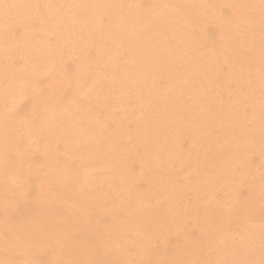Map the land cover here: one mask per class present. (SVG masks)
Returning a JSON list of instances; mask_svg holds the SVG:
<instances>
[{
  "label": "bare ground",
  "instance_id": "1",
  "mask_svg": "<svg viewBox=\"0 0 264 264\" xmlns=\"http://www.w3.org/2000/svg\"><path fill=\"white\" fill-rule=\"evenodd\" d=\"M261 97L264 0H0V264H264Z\"/></svg>",
  "mask_w": 264,
  "mask_h": 264
},
{
  "label": "rangeland",
  "instance_id": "2",
  "mask_svg": "<svg viewBox=\"0 0 264 264\" xmlns=\"http://www.w3.org/2000/svg\"><path fill=\"white\" fill-rule=\"evenodd\" d=\"M26 98H30L31 99V97H26ZM67 98L68 97H62L61 98V100H62V102H64V101H66L67 100ZM241 98V100L243 101V104L240 106V108H241V110H240V112L241 113H243L242 114V116L244 117V118H242V123H246V124H249L250 122L252 123V121H253V117H254V114H255V104L250 100L251 98L250 97H240ZM264 97H261V99H260V103L261 104H264ZM33 105V103H31V101H29V100H26L25 101V106L24 107H26V108H29L30 106H32ZM253 109V110H252ZM252 110V111H251ZM247 111V112H246ZM251 111V112H250ZM250 112V113H249ZM249 114V115H248ZM251 114V115H250ZM253 114V115H252ZM22 116H16L15 118H21ZM37 119L35 120V122H34V124L36 125V126H39L41 123V120L43 119H38V117H36ZM250 120V122H249V120ZM247 120V121H246ZM20 132V131H19ZM35 140H36V138L35 137H32V138H30L29 139V143H30V145L31 144H34V142H35ZM189 145H192V143H190ZM189 145H186V146H184L183 148L184 149H189L188 148V146ZM24 147H26V144H24ZM187 147V148H186ZM258 149V150H257ZM261 149V150H260ZM72 150V149H71ZM263 151H264V146H260V148H248L247 150H246V152L245 151H241V153L242 154H244V156L243 157H245V160L247 159L248 160V165H254V167H251V168H256L255 170L256 171H261V172H263L264 171V167H261V166H263L262 164V160L259 158L260 157V154L261 153H263ZM50 152H52L51 154H50ZM68 152V149H61V148H59V147H57V148H53V149H51V151L50 150H48V152L46 153V154H48V155H46L48 158H51V159H54V160H56V161H60L61 159H62V156L63 155H65L66 153ZM177 152V151H176ZM260 152V153H259ZM176 154H179V151H178V153H176ZM239 155H240V152L238 153ZM78 156V155H77ZM241 156V155H240ZM24 158H25V160H24V162L27 164V165H32V164H37V163H39V161H41L42 160V155L41 154H39V153H37L36 151H32L27 157H25V156H23ZM261 160V161H260ZM250 162V163H249ZM259 162H260V164H259ZM236 172H238L237 170H236ZM258 172V173H259ZM8 180H7V178L5 177V176H3V175H1V173H0V185H3V184H8ZM17 182V181H16ZM180 186V185H179ZM191 186V185H190ZM189 185L188 186H185V192H184V195H183V199H184V197L186 196V197H188V198H190V197H192V195H193V193L192 192H194L195 190L194 189H192L191 187H190ZM178 189H180V187L178 188ZM189 189V190H188ZM188 190V191H187ZM189 191H191L190 193H189ZM34 192V187L32 186V185H30L29 187H28V189H27V191H26V195L28 194V197H29V200H31L32 198H33V196L31 195L32 193ZM229 196H228V195ZM179 195L177 194V195H174V199H176V201L175 200H173L174 202L172 203V205H171V207H176V206H178V205H180V202H181V199H180V196L178 197ZM216 197H213L211 200H217V201H221L223 204H228V203H231L233 200H234V198H236V197H234L233 195H232V199L230 198V196H231V194L229 193V192H221V193H218V195H217V193H216V195H215ZM245 197H246V195H244ZM28 197H25V198H28ZM234 197V198H233ZM243 197V194L241 195V198ZM244 197V198H245ZM187 198V199H188ZM222 198H223V200H222ZM231 199V200H229L228 201V199ZM238 198V197H237ZM225 200V201H224ZM179 201V202H178ZM1 215V214H0ZM246 215V216H245ZM244 215V217L246 218V219H248L250 222V224L252 225V222H253V225H259V226H263L262 228H263V231H264V224L261 222L260 223V221H255V216L254 215H250V214H245ZM249 215V218H247V216ZM253 217V218H252ZM255 222H257V223H255ZM255 223V224H254ZM262 224V225H261ZM247 226V225H246ZM238 228V227H237ZM236 228V230H234V232L233 233H231V236H230V239H231V241H230V243H228L229 241H224L223 240V243H220L221 245H222V247L221 248H218L217 246V243L215 244H212V245H210L209 246V248L208 249H206L203 253H202V255L203 254H206L205 256H207V257H204V259H207L208 261H207V263L205 262L204 264H222L223 262H224V260L223 259H225V258H223V257H221V256H227L229 253H230V255H233L234 253V255H237L238 254V256H243V254H244V246H243V244H241L242 243V234H241V232H240V229L238 228L237 229ZM189 230H192V228L191 227H189ZM194 231V230H193ZM172 234H171V233ZM175 234H174V233ZM177 232H175L174 230L173 231H169L166 235H167V237L171 240V242L178 236V234H176ZM173 234H174V236H173ZM171 236V237H170ZM194 237H197V238H199V236H198V234L197 235H193ZM236 237V238H235ZM263 238H264V234H263ZM177 239V238H176ZM238 240V241H237ZM176 241V240H175ZM227 243V245H224V244H226ZM258 242H256V240L254 241V240H252V242L250 243H248V245H249V247H251L250 245H252L253 247H257V244ZM229 244V245H228ZM232 245V246H231ZM242 245V246H241ZM244 245H245V243H244ZM229 246H231V249H228V247ZM128 247H130V249H131V246L130 245H128ZM252 247V248H253ZM227 248V249H226ZM214 250V251H213ZM218 250V251H217ZM232 250H234V252L232 251ZM243 251V252H242ZM132 252V251H131ZM134 252H135V250H134ZM206 252V253H205ZM217 252V253H216ZM233 252V254H231ZM130 253V252H129ZM133 253V252H132ZM131 253V254H132ZM136 253V252H135ZM221 253V254H220ZM241 254V255H240ZM212 255V256H211ZM229 255V256H230ZM1 256H3V257H6V253H1ZM132 256H133V254H132ZM136 256V254H134V257ZM224 256V257H225ZM214 257H216V258H214ZM47 258V257H46ZM218 258V259H217ZM46 260V259H45ZM210 261V262H209ZM213 261V262H212ZM25 264V263H24Z\"/></svg>",
  "mask_w": 264,
  "mask_h": 264
}]
</instances>
